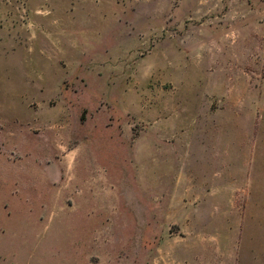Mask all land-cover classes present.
<instances>
[{
	"label": "rangeland",
	"instance_id": "obj_1",
	"mask_svg": "<svg viewBox=\"0 0 264 264\" xmlns=\"http://www.w3.org/2000/svg\"><path fill=\"white\" fill-rule=\"evenodd\" d=\"M0 264H264V0H0Z\"/></svg>",
	"mask_w": 264,
	"mask_h": 264
}]
</instances>
